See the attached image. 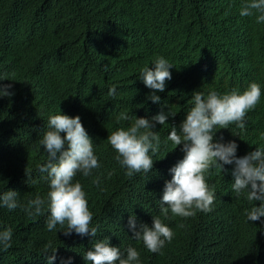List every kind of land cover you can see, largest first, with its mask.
<instances>
[{
  "label": "trees",
  "instance_id": "trees-1",
  "mask_svg": "<svg viewBox=\"0 0 264 264\" xmlns=\"http://www.w3.org/2000/svg\"><path fill=\"white\" fill-rule=\"evenodd\" d=\"M243 2L0 0V85H11L8 91L14 93L0 96V193L17 191L24 205L37 195L46 201L44 213L35 217L20 208L0 207V231L13 229L12 247L0 248V264H48L44 251L49 244L57 248L53 264L68 258L90 264L85 252L104 238L124 255L129 246L137 248L139 264H264V217L253 222L246 215L260 202L235 195L234 165H226L225 172L213 167L206 174L209 189L215 190L210 212L161 217L173 238L159 252L132 239L128 227L131 215L138 226H151L152 216L160 215L170 169L185 155L183 145L165 141L171 126L179 128L186 119L194 92L243 93L251 83L259 84L260 102L247 113L246 128L217 126L214 142L234 141L238 158L264 149V23L242 17ZM158 57L171 64L172 79L164 92H157L160 103H153L140 74L146 66L154 69ZM112 87L116 93L109 95ZM165 104L175 116L164 126L156 124L161 143L154 155L149 153L153 170L127 176L107 140L134 119L117 124L116 116L125 112L151 120ZM61 113L79 116L94 142L100 167L89 177L77 173L73 182L79 181L86 193L97 237L65 236L67 221L63 228L46 230L50 189L40 166L48 154L40 139L49 117ZM98 176L99 186L93 183Z\"/></svg>",
  "mask_w": 264,
  "mask_h": 264
},
{
  "label": "clouds",
  "instance_id": "clouds-1",
  "mask_svg": "<svg viewBox=\"0 0 264 264\" xmlns=\"http://www.w3.org/2000/svg\"><path fill=\"white\" fill-rule=\"evenodd\" d=\"M259 13V15H257ZM229 12L226 11L225 15ZM242 17L255 16V23H264V0H244L240 6ZM154 69L144 67L140 78L151 94L147 97L153 103H160L157 92H164L166 81L172 79L171 64L163 57L154 60ZM11 85H0V96L11 97L14 93L8 91ZM116 88H110L109 95H114ZM260 85L253 82L240 93L232 89L223 94L210 90L206 94L196 91L192 94L186 112V119L179 128L171 126L167 141H171L176 148L183 145L184 158L179 161L170 173L172 179L165 182L162 199L159 200L160 215L152 216V225L141 223L137 225V217L131 215L128 227L133 233L132 239L142 242L144 247L152 252H159L173 238V231L166 226L161 217H167L169 212L173 216L188 218L197 212H210L215 200V190L209 189L206 174L213 167L222 172L227 171L226 165H234L231 172L233 177L232 190L237 197L244 195L249 202H260L246 212L248 221H258L264 217V149L256 147L244 157L238 158V145L234 142H214V129H228L235 125L244 130L245 117L250 110L255 109L260 102ZM163 107L169 110L165 112ZM160 113L151 120L130 117L121 112L116 116V123L134 119L127 128L118 127L109 133L107 143L115 150L116 160L122 168L127 169L126 175L131 177L138 173H149L153 170L154 155L160 146L161 137L155 131L156 124L165 125L169 117L175 115L170 105L165 104ZM61 133H66L62 137ZM222 140V138H221ZM40 144L48 154L47 163L40 166L41 172H47L49 191L47 193L46 230L52 232L57 225L63 228L67 221V230L62 231L65 236L73 232L80 236L97 237V228L90 227L93 214L88 208L86 193L79 181L73 182L77 173L84 177L93 174L100 164L94 153V142L85 130L81 118H72L65 114L49 117ZM67 145V148L65 147ZM27 174V172H26ZM100 177L93 183L99 186ZM20 193L7 190L0 193V207L9 211L20 208L28 217L42 215L45 210V199L39 195L29 199L27 205L19 200ZM167 205V206H166ZM13 229L11 227L0 231V248L7 251L12 247ZM51 253V255H47ZM57 248L50 244L45 247L44 255L48 264L56 260ZM84 259L90 264H139L140 252L129 246L126 255L121 253L120 247L110 244L109 238L98 239L93 243L92 250L85 252ZM62 264H73L72 258Z\"/></svg>",
  "mask_w": 264,
  "mask_h": 264
}]
</instances>
